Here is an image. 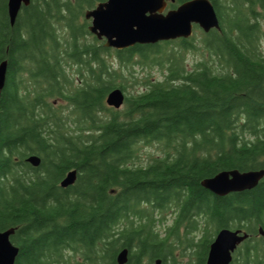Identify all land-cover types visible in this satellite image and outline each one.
Segmentation results:
<instances>
[{
    "label": "trees",
    "instance_id": "16d2710c",
    "mask_svg": "<svg viewBox=\"0 0 264 264\" xmlns=\"http://www.w3.org/2000/svg\"><path fill=\"white\" fill-rule=\"evenodd\" d=\"M102 1L31 0L12 25L0 0V229H16L15 264H118L124 248L126 264H206L224 227L250 233L231 264H264V177L223 196L201 184L264 168V0H211L220 29L124 49L89 29ZM138 64L163 77L139 78ZM116 87L120 108L106 101ZM154 144L160 154L141 162Z\"/></svg>",
    "mask_w": 264,
    "mask_h": 264
},
{
    "label": "water",
    "instance_id": "95a60500",
    "mask_svg": "<svg viewBox=\"0 0 264 264\" xmlns=\"http://www.w3.org/2000/svg\"><path fill=\"white\" fill-rule=\"evenodd\" d=\"M31 0H8V15L13 25L23 6ZM168 0H105L86 11L91 19L90 31L99 39H105V46L124 49L140 44H154L160 41L189 38L196 25L203 31L220 29V19L211 0H187L175 8H168ZM8 61L0 63V88L6 81ZM107 104L120 108L125 102V92L116 87L107 95ZM34 166L41 158L32 154L26 159ZM264 177V168L240 171L223 170L201 181L203 187L223 196L231 192H240L256 187ZM77 179V170H70L62 180V186L73 184ZM15 227L0 229V264H15L20 248L13 243L11 236ZM259 231L264 235V228ZM250 233L242 228L220 229L210 243L206 264H231L238 247L249 238ZM129 250L122 249L117 255L118 264L128 262ZM154 264H163L162 258H156Z\"/></svg>",
    "mask_w": 264,
    "mask_h": 264
},
{
    "label": "rangeland",
    "instance_id": "374dc122",
    "mask_svg": "<svg viewBox=\"0 0 264 264\" xmlns=\"http://www.w3.org/2000/svg\"><path fill=\"white\" fill-rule=\"evenodd\" d=\"M202 31L203 30L201 28H196L194 30V33L199 35ZM197 59H198L197 53L196 54L195 53H189L187 55V58H186L187 66L192 67L193 64L196 63ZM112 61H114L116 63L114 56L112 57ZM149 73L151 74L152 78H162L163 77L162 72L160 71V68L152 69V67H150V65H147V64H144L143 66L138 64L135 66L134 74L136 76H138L139 78L144 76V75H148ZM72 74L75 78L79 77L78 73H76V71H75V68L73 69ZM137 87H139V84L129 85L127 93L128 94L129 93H135L137 90ZM51 101H52V99H51ZM56 103H57V101H56ZM150 154H160V149L157 147V144L142 145L141 150H140V161L146 163ZM173 217H174V213L169 211V213L166 216L167 219H164L163 222L160 221L158 223V225H157L158 230H160L161 232H164L165 229L167 228V226L173 222V220H174ZM201 234H202L201 232L200 233L196 232V235H201ZM180 253H181V251L179 249L175 251V254L178 256L177 258L179 260L183 261V263H186L189 259V256L188 255H182ZM182 257H184V258H182ZM75 258L78 259L79 261H81V259H82V257H75Z\"/></svg>",
    "mask_w": 264,
    "mask_h": 264
}]
</instances>
